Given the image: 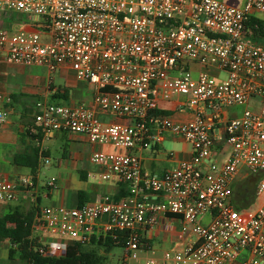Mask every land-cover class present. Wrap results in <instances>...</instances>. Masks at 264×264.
<instances>
[{
	"label": "built area",
	"instance_id": "1",
	"mask_svg": "<svg viewBox=\"0 0 264 264\" xmlns=\"http://www.w3.org/2000/svg\"><path fill=\"white\" fill-rule=\"evenodd\" d=\"M2 10L26 17L36 30L0 29V61L48 73L66 64L90 86L98 109L130 121L105 125L83 103L37 104L34 133L45 138L57 131L82 134L91 143L130 150L146 146L153 124L191 146L188 159L160 175L142 171L134 155L91 153L86 169L96 170L102 181L116 176L127 194L75 208L42 206L32 223L35 232L82 245L122 238L123 262L264 264V45L247 27L250 18L264 13V0H243L240 7L219 0H0ZM191 63L202 67L195 75ZM209 67L224 77L213 76ZM176 97L193 111L191 120L173 123L156 113L158 99ZM252 101L257 110L247 107L223 123L229 155L217 163L206 110ZM10 102L0 91V104ZM6 117L0 109V123ZM168 157L173 159V152ZM249 175L255 177L254 195L238 209L233 188ZM33 188L31 176L0 175L1 202ZM161 216L178 219L180 248L141 259V253L153 254L143 233ZM39 245L43 257H59L68 246L53 240Z\"/></svg>",
	"mask_w": 264,
	"mask_h": 264
},
{
	"label": "crops",
	"instance_id": "2",
	"mask_svg": "<svg viewBox=\"0 0 264 264\" xmlns=\"http://www.w3.org/2000/svg\"><path fill=\"white\" fill-rule=\"evenodd\" d=\"M4 12L12 14L14 19L3 16ZM0 29L9 32L36 30L35 25L27 21L26 17L6 10L0 11ZM259 43L264 45L262 41ZM188 68L193 75L202 69L195 63L188 64ZM207 70L217 78L224 77L221 76L223 73L214 67ZM0 91L11 99L9 104H0V109L7 113L5 121L0 123V175L9 180L19 176H31L34 180L32 190L18 192L13 201H0V219L13 213L24 215L33 213L35 217L38 209L43 206L42 201L47 203L45 206L75 208L84 203L99 201L104 196L116 199L119 194H127V185L116 176H111L108 181H102L97 178L96 170L86 169L87 157L93 152L134 155L139 158L142 171L155 175L162 174L177 161L190 157L191 146L187 142L168 130L157 129L153 124L148 128L146 146L130 150L91 143L82 134L57 131L51 137L45 138L39 133H34L33 117L38 111L37 104L83 103L105 125L130 123L125 118L98 109L92 101L93 92L90 86L77 80L74 72L66 64L48 73L43 67L12 64L1 60ZM240 107L231 109L213 106L205 112L206 120L212 125L213 149L216 152L215 160L219 164H222L229 155V147L222 139L223 123L238 117L247 107L257 110L258 103L252 101ZM156 113L169 117L173 123H184L193 117V111L185 106L183 97L158 99ZM170 151L173 152V159L168 157ZM55 152L58 155L57 159L52 157ZM33 164H36L34 173L30 169V165ZM52 167L55 174L41 181L40 177L45 178V172ZM243 171L245 170L242 169ZM50 179L54 180V185L45 186ZM6 227L12 229L15 225L7 222ZM178 227L179 221L176 217L161 216L157 225L147 229L143 235L150 246L154 245V241L159 245L162 242L173 244L176 241ZM31 230L32 238H36L39 244L53 240L71 245L70 242L48 235L34 237L36 232ZM12 242L10 237L0 236V264H26L20 259V253ZM87 246L95 248L96 244Z\"/></svg>",
	"mask_w": 264,
	"mask_h": 264
},
{
	"label": "trees",
	"instance_id": "3",
	"mask_svg": "<svg viewBox=\"0 0 264 264\" xmlns=\"http://www.w3.org/2000/svg\"><path fill=\"white\" fill-rule=\"evenodd\" d=\"M247 27L252 30L251 37L255 42H259L260 37L264 36V22L262 20L250 18L247 22ZM30 169L34 173L36 164L30 165ZM235 185L233 188L236 201L235 207L238 209L247 207L253 198L255 184L251 186L249 184L236 183ZM80 194L79 192L78 195ZM125 195L122 193L115 198L119 199ZM33 220V213L26 215L13 213L0 219V236H7L13 240L12 243L20 253V259L26 264H104V256L97 252V248H103L108 253L114 247H120L124 243L122 238L112 240L108 237L104 241L97 243L95 248L85 250L83 249L84 245L74 243L68 245L64 253L59 257H43L36 250L40 246L37 239L32 238ZM7 222L14 223L15 227L12 229L7 228Z\"/></svg>",
	"mask_w": 264,
	"mask_h": 264
},
{
	"label": "rangeland",
	"instance_id": "4",
	"mask_svg": "<svg viewBox=\"0 0 264 264\" xmlns=\"http://www.w3.org/2000/svg\"><path fill=\"white\" fill-rule=\"evenodd\" d=\"M219 1L224 2L230 6H234V7H240L242 2H243V0H219ZM2 15L5 16L6 18H13L14 19V17H12V14H10V13L4 12V14H2ZM257 16L264 22V13H259V14H257ZM221 76H224V74H221ZM237 108L238 107H232L231 109H237ZM239 108H241V107H239ZM57 156H58L57 152L52 154L53 159H57L58 158ZM54 174H55V171H54V168L52 167L45 172V178L40 177V180L44 181L45 179L51 178L52 175H54ZM254 181H255L254 175H249V176H246L245 178H239L237 181V184H243L244 183V184H249L252 186L255 184ZM42 205L45 206V205H47V203L42 201ZM41 235L46 236L45 234H41V233L36 232V234H34V237L38 238V236H41ZM153 243H154V245L151 246L152 250H153V254H152V251L147 252V253H145V252L141 253L140 254L141 259L144 257H150V256L159 257L164 251H176L180 248V245L176 241L173 244L162 242V244L159 245L155 241ZM83 249L88 250V249H90V247L87 245H84ZM97 252L100 255L104 256V264H141L140 261L138 262V261H134V260H129V261L123 262L121 247H114L109 253H106L102 248L101 249L97 248Z\"/></svg>",
	"mask_w": 264,
	"mask_h": 264
}]
</instances>
